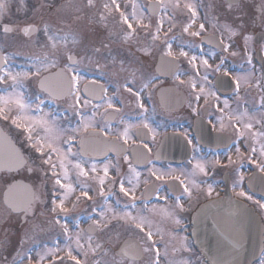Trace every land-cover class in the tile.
I'll use <instances>...</instances> for the list:
<instances>
[{
    "label": "flooded vegetation",
    "instance_id": "1",
    "mask_svg": "<svg viewBox=\"0 0 264 264\" xmlns=\"http://www.w3.org/2000/svg\"><path fill=\"white\" fill-rule=\"evenodd\" d=\"M17 1L11 0L9 6L11 9L0 21V58L3 62L0 69L1 77H6L9 72L12 74L35 72L34 66L37 63L35 58L46 51H52L49 47H42L48 43L43 31L25 35L22 30L26 28V25L43 29L44 25L48 24L51 34L58 38H60L58 33L67 31L68 34L64 40L67 43V50L62 54L55 50L56 57H58L56 67L50 68L48 71L42 70L40 77L31 75L28 78L19 77V86L15 90L11 87L13 82L10 79L0 82V96H5L8 99L11 94L15 99L19 94L24 103L30 106L24 109L25 114L42 116L49 123L54 121L55 127L61 132L58 143L65 151L69 145L64 141L69 135L75 136L71 143L73 153L80 152L81 138L85 141L84 145L89 144L94 147L100 143V149L94 147L98 148V153L89 152L86 149L82 159L88 164L95 163L98 169H102L106 160L111 161L112 165L118 163L120 176L125 180V187L132 186L127 183L131 179L132 183L136 185V191L134 202L130 196L125 197L119 191V177L116 175V169L110 167L104 185L105 195L102 197L99 194V185L90 177L93 175L102 176L103 171L91 173L89 170V177L80 179L87 184L92 199L81 197L77 206L73 208V202L79 196V191H77L66 201L65 206L70 209L69 212L63 213L58 210V215L48 211L41 214L43 206L36 203L32 209L34 214L26 215L23 210L26 205L22 200L28 194L23 188H18L10 194V202L18 205L17 210L13 211L5 203L8 184L27 185L32 188L33 192L39 187V195L50 208L52 181L45 180V172L39 170L41 165V161L37 158L39 154L29 147L28 133L24 132L23 126L17 128L11 123V119H0L1 128L16 144L20 153L34 169H38L33 172H29L26 167L13 171H0V264H36L39 257H33V254L40 253L42 248L45 252L51 248L53 243L66 237L60 225L55 223L57 220L60 224L69 226V233L72 231L80 233L79 243L83 245L84 250H88L90 244L94 248L95 245H100L95 249L97 257L101 258L98 261L99 264H113V261L120 262V264H148L150 260L158 261V264H183L184 261H187L188 264H206L188 237L189 220L192 211L201 202L222 194L224 174L232 195L251 205L264 224V209H261L257 203H264V193H253L246 184L252 172H262L246 157L251 146L260 151L261 146L264 145V136L259 135L261 131H264V128L261 124L256 123L257 120L264 118V102H262L264 87L257 86L256 83L257 80L264 77V68L260 65V61L264 60V54L261 52L264 47V18L258 8V5L264 0H237L239 7L234 6L231 9L229 4L232 1L208 0L202 14L200 13L208 20V28H205L199 36H192L180 30L172 33L166 30L167 34L157 41H153L151 35L147 37L146 42L144 39H140L138 47H145V52L132 50L129 45H120V36L114 35L112 39L104 37V23L107 22L105 19L96 20L99 23L98 26L90 23L89 19H76L75 15L66 20L56 18L24 20L21 17L24 12L17 10L21 7ZM64 1L68 2V0ZM204 18L202 19L203 24L205 23ZM148 22V26L151 27L152 20ZM4 24L9 25L13 30L5 34ZM224 25H229L236 34L231 35L225 31ZM258 32H262L263 35L259 42L254 44V41L259 38L255 36ZM202 35H213V38L210 37L212 45H201ZM245 36L251 38L246 42ZM142 37L145 38L146 35L143 34ZM117 39L118 41H116ZM74 40L75 43H73ZM221 40L224 41V44L229 45L228 52L222 50L223 45L219 43ZM165 41L172 46L171 50L176 58V70L171 77L159 78L154 73L153 66L158 54H164L167 50ZM144 42L145 45L142 44ZM116 47L126 50L114 51ZM245 48L250 56L245 54ZM181 49L189 56L195 55L198 58L197 64H199L200 57L208 59L213 68L223 57V70L229 73L228 76H224L223 72L209 71L208 83L205 87L214 91L219 99L210 97L208 105H205L203 99L199 103L193 101L192 107L197 108L199 115L194 114L189 107L190 87L187 83L180 82H187L189 77L194 76L195 73L188 60L179 56ZM68 51L74 55L77 61H81L73 66L76 71L69 74L80 77L77 87L81 94L82 106L79 109H74L71 106L74 104V97L61 94L59 98H54L42 91L39 83V79L43 75L52 72L55 74L65 69ZM233 51L238 54L231 55ZM129 53L133 58L141 61V66L144 69L139 75L134 74V78L133 72L129 73L127 78L122 77L120 72L122 64H125L126 59L131 57ZM170 64L172 63L170 62ZM112 69L113 72H111ZM203 71L204 69L200 68L201 74ZM247 73L252 74L251 78L248 83L241 81L240 91L237 94L234 78L243 77ZM144 75H147L148 79L155 78L154 84L147 89L143 88V83L146 82L143 80ZM177 75H179V80L176 79ZM196 79L199 80V77ZM127 81H134L130 86L134 91L140 92L139 102L125 90L124 85ZM86 86L87 94L85 95ZM159 88H161V100L157 95ZM7 94L8 96H6ZM105 98L111 99L114 109L107 108ZM84 99H90L91 103L84 105ZM225 100L229 104L227 109L223 104ZM37 104H39L41 112L36 111ZM97 104L101 105L99 109L94 107ZM139 104H143L144 108L141 109ZM205 107L207 111L204 110ZM0 108H3L4 114L9 117L18 114L17 106L12 103V100L0 102ZM218 108L223 109V112L218 111ZM77 111L80 115H77ZM93 112L96 113L93 127L87 131L81 129L75 133L71 132V129L80 127L82 117L92 118ZM105 112L108 113L107 116L104 115ZM229 113L237 115L247 113V115L243 116L242 120L232 122L228 120ZM221 117H223V122L229 124L225 125V131L219 130V118ZM240 121L251 123L252 128L246 130L244 138L238 139L235 130L238 128L242 131ZM31 123V121H23L22 125ZM143 124H147L148 128L143 127ZM128 125L131 127H128L127 142L125 143L122 134ZM35 127L39 135L43 137L42 128ZM208 132L210 136L207 139L203 134ZM252 133H257V135L253 137ZM36 134L33 133L34 138ZM188 140H191L192 143L189 144ZM121 144H124V147H121ZM145 144L148 145L147 148L144 147ZM237 144L245 155L242 160L236 159L235 147ZM157 151L161 155L155 156ZM229 153L232 154L235 161L233 165L229 167L208 166L206 176L197 171L198 175L191 177L200 185L199 188L192 187L189 177L182 174L184 169L191 172L194 170L195 166L190 163L193 156L207 157L210 160L219 157L222 164H227ZM125 155L129 158L128 163L124 161ZM52 159L58 161V156L54 154ZM75 159L73 156H68L65 160L68 181L62 179V182L76 181V170L72 166ZM253 159L258 163L262 158L254 154ZM129 164L140 173L139 178L129 172ZM237 165L240 166L239 173L234 171ZM86 170L88 169L86 168ZM150 170H157L160 173H168L172 170V175L179 176L180 179L175 180L165 176L163 180H157L150 174ZM56 171L61 172L62 169L57 166ZM262 173L264 174V172ZM48 175L50 176V173ZM241 177L239 187H234L235 181ZM146 178L149 181L148 184L144 183ZM111 180H116V183L111 184ZM181 180H184L185 184L189 186L190 196L184 193ZM208 185H212L213 189L210 196L206 194ZM241 190L246 193L243 197L238 195ZM247 196H251L252 199H247ZM177 199H179L182 209L175 207ZM103 206L120 212H130L133 216L140 212L150 223H145L144 232L133 227L130 221L124 220H112L107 229L91 231L92 220L98 219L97 213L103 211ZM93 208L96 209V212L92 211ZM108 216L110 217L111 213H108ZM176 220H179L178 224L175 222ZM149 228L153 236L148 243L152 244L153 248L151 253H144L139 245L142 243L141 237H145ZM122 249L130 252L131 256L138 254V257L134 259L129 257V259L114 255L115 251ZM105 253L109 256L111 254L112 262H104ZM61 254L59 253V255ZM50 259V257H45L43 261H40V264H49ZM90 263L95 264V262H87V264ZM64 264L74 263L64 262Z\"/></svg>",
    "mask_w": 264,
    "mask_h": 264
},
{
    "label": "snow or ice",
    "instance_id": "2",
    "mask_svg": "<svg viewBox=\"0 0 264 264\" xmlns=\"http://www.w3.org/2000/svg\"><path fill=\"white\" fill-rule=\"evenodd\" d=\"M11 0H0V21H2V18L4 15L7 13L9 6H10ZM25 0H19L20 8H18V11L23 10ZM46 5V0H42V3L40 4V8L43 9ZM111 5L115 6V12H119L120 14V19L123 24L127 25V28L129 30H133V24L130 23V20H136V15L135 11L131 14L128 15L125 12L120 11V5L117 3V0H111ZM111 5L105 3L104 8L108 11H112ZM94 0H87L86 7L92 8L94 7ZM239 7V4L237 3V0H232V2L229 4V8L231 9L232 7ZM50 7V5H49ZM136 5L133 4V8L135 9ZM174 9H180L181 5L179 3V0H176V2L172 5ZM183 8L187 10L188 13H190V19L194 22L196 16H197V11L195 5L192 3H186L183 5ZM258 8L261 11V16L264 18V2H262L260 5H258ZM79 10V9H78ZM59 11V10H58ZM103 18V17H102ZM79 19V17H77ZM137 24H140L139 20H136ZM175 25L173 24L172 27ZM149 26L148 25H141L142 29H147ZM191 27V24H186L183 28L184 32H189V28ZM213 27H216V25H213ZM225 31H228L231 35H235L236 32L231 29L229 25H224L223 26ZM205 29V25L201 23L199 25V31H193L190 33L192 36H199L201 32H203ZM13 29L9 27V25L4 24L3 25V31L5 34L11 32ZM171 30V29H170ZM25 35H28L30 33L38 32V31H43L44 35L47 37L48 43L43 45L42 47H49L52 51H46L44 52L41 56L36 57V65L35 67V72H20L16 74H12L11 72L6 74V77H0V82H4L5 79H10L13 83L11 87L13 90H15L16 87L19 86V77H24L28 78L30 75L34 77H40L41 71H48L50 68H54L57 65V59L56 57V48L57 44L59 43L60 38L54 36L51 34V29L48 24H45L43 29L37 28V27H29L25 28L22 30ZM157 32H159V28L156 29ZM132 36V32H126L125 34V39H129ZM251 37L245 36L244 39L247 42ZM153 41L158 39V36L152 35ZM75 43V40L73 41ZM221 45H223L222 50L225 52L229 51V45L224 44V41L221 40L219 42ZM165 44L167 45V50L164 53V55L168 57H173V60L171 63L175 64L176 58L173 56V52L171 50L172 46L171 44H168L167 41H165ZM99 51V49H97ZM262 54H264V47L261 49ZM238 53L233 51L231 55L235 56ZM245 54L250 56V53L248 52L247 48H245ZM179 56L185 57L188 60V63L192 66V68L195 70L194 76L189 77L188 81H180L182 84L187 83L188 86L190 87L191 91L189 95L191 96V99L189 100V107L191 108L192 112L194 114L199 115L197 108L192 107L193 101L196 103H199L201 99L204 100L205 105H208L209 103V98H214L218 100L219 98L217 97L216 93L212 91L211 89H206L205 85L208 83V73L209 71L215 72V73H221L223 72L224 76H228L229 73L226 70H223V64L224 60L223 57L220 58V62L215 65L213 68L210 64L208 59H205L203 57L199 58V64H197L198 58L195 55L189 56V54L183 50L180 51ZM50 57H52L50 59ZM91 60V58H89ZM81 61H77L74 57V55L68 51L67 53V63L65 69L55 73V74H50L49 76L42 77L40 78V88L42 91H45L48 93L49 96H52L54 98H59L61 94H66L69 97H74V104L71 105L74 109H79L81 105V94L79 92V89L77 87V82L80 80V77L78 75H69L70 73H73L76 71V69L73 67L74 65L80 63ZM200 68H203L204 71L201 74ZM251 73H247L243 77H237L234 78V83L236 86V92L237 94L240 91V85L241 81L243 80L245 83H248V81L251 78ZM196 77H199V80L196 79ZM133 78H134V73H133ZM176 79L179 80V75L176 76ZM155 78H149L146 82L143 83V88L147 89L151 85L154 84ZM264 77H261L259 80H257V86L264 87ZM133 81H127L126 84L124 85L125 90L129 93H131L137 102L140 100V92H136L133 90V88L130 86ZM87 94V86L85 89V95ZM106 96V94H105ZM8 100H12V103H14L17 106L18 109V114L13 115L9 117L8 115L4 114V109L0 108V119L8 120L11 119V123L15 125L17 128H21L23 126L24 132L28 133L27 140L29 142V147L34 149L36 153H38V159L41 161L40 169L45 172V180H51L52 181V198H51V207H47V202L42 199V197L39 195V187L36 188V191L33 192L32 188L27 186V185H20L19 183H10L8 184V191L5 193V203L10 206V208L15 211L18 208L17 204H13L10 202L9 197L10 194L15 192L18 188H23L26 193L28 194L27 197L23 198L22 202L26 205L25 208L23 209L25 211L26 215L29 214H34L32 209L33 205L36 203H39L40 205L43 206V210L41 214H43L44 211H48L51 213H56L57 215L59 212L67 213L70 211L65 204L66 201H68L69 197L73 194H75L77 191H79V196L77 197V200L73 202V208L77 206V203L79 202L80 198L83 197L85 199H92V197L89 195L90 189L88 188L87 184L81 180V177H89V170L91 173H98L99 170L103 171V175H93L90 178L94 181L97 182L99 185V194L100 196L105 195V189L104 185L106 182V179L108 178V173H109V168L110 167H115L116 169V175L119 177V191L125 196V197H131L132 201H135V191H136V185L132 183V180L129 179L127 183L129 185H132L130 188L125 187V180L124 177L120 176V168L119 164L117 163L116 165H112L111 161L106 160L102 166V169H98V166L95 163L88 164L87 161L83 160L82 157L84 155L83 150H81L78 153H73L72 152V147L71 143L75 139V136L69 135L67 139L64 141V143H67L69 147L65 151L58 143L60 140V135L61 132L55 127L54 121L52 123H49L48 120H45L42 118V116H30L24 113V109L27 107H30L29 105H26L23 101V99L19 96V94L16 95L15 99H13L12 95L10 94L8 96ZM0 102H6L5 96H0ZM262 102H264V97H262ZM91 103L90 99H84L83 104L88 105ZM105 103L107 105L108 109H114V105L111 101L110 98H105ZM224 108L227 109L229 107L228 101L225 100L223 101ZM96 109H99L101 105L97 104L94 106ZM139 107L141 109L144 108L143 104H139ZM207 111V108L205 107L204 109ZM218 111L223 112V109L218 108ZM9 111H11V108H9ZM36 111L41 112V109L39 107V104L36 105ZM47 115V114H43ZM77 115H80L79 111H77ZM96 113L93 112V117L92 118H83L81 119V125L80 127L76 129H71V132L75 133L83 129L84 131H87L90 127H93V120L95 118ZM105 116L108 115L107 112L104 114ZM247 113H241L239 115L235 113H229L228 115V120L229 121H239L242 120L243 116H246ZM249 119H252L249 117ZM220 120V131H225L226 126L223 122V117L219 118ZM23 121H31V124H26L22 125ZM256 123L261 124L262 128H264V118L261 120H257ZM35 126H40L42 128V131L44 133L43 137L39 135L37 132V128ZM233 127L235 126L234 124L232 125ZM128 127H131V125L126 126L122 136L125 139V143L127 142V135H128ZM143 127L148 128L147 124H143ZM215 128V125L213 126ZM243 128L246 130H251L252 124L251 123H244ZM151 131V129H150ZM236 135L239 138H244L245 132L241 131L240 129H236ZM33 133H37L35 138L33 137ZM257 133H252V136L255 137ZM259 135L264 136V131H261ZM187 139V137H185ZM81 143H83L81 141ZM188 143L191 144L192 141L188 140ZM145 148L148 147V145H144ZM257 152V149L254 146L250 147V150L248 151L247 154V160L250 163H253L256 165V167L264 172V145L261 146L260 151H259V156L262 158L260 161L257 163L256 160L253 159V155ZM58 156V161H54L52 159L53 155ZM235 155L237 160H242L245 158V155L243 152H241V147L239 144L236 145L235 147ZM68 156H73L75 157V163L72 165L73 168L76 170V181L75 182H62L63 181H68V171L66 168L65 160L67 159ZM124 161L125 163L129 162V158L127 155L124 156ZM227 164H222L221 159L219 157L214 158L213 160L210 161H202V162H197L195 165L194 170L191 173H182L186 177H189L190 183L192 187L199 188L200 185L194 180L191 179V177H195L197 171L199 173L204 174L205 176L208 174L207 172V167H229L235 163L233 160V156L231 153L227 155ZM151 163V161H149ZM5 165H7V170L12 171L15 168H27L29 172L37 171L38 169H34L31 164H29L28 160L24 158V156L17 152L13 151L10 153L7 158L0 157V168H3ZM43 166H47L46 168ZM59 166L60 169H62L61 172H57L56 168ZM86 168L88 170H86ZM240 166L237 165L236 168H234V171L239 173ZM129 172L133 173L137 178H139L140 173L136 171L135 168L129 164ZM50 173V176L48 175ZM150 174L152 176H155L157 180H163L165 176H169L171 179L179 180V176H174L172 175V170H170L168 173H160L157 170H150ZM14 179V178H13ZM240 179L235 181L234 187H239L240 184ZM148 179L146 178L144 180L145 184H148ZM7 183V181H5ZM111 184L116 183V180H111ZM181 186H183L184 193L188 194L189 196L191 195L190 188L187 184H185L184 180L180 181ZM158 191V189H157ZM212 185H208L206 189V194L211 195L212 194ZM239 196L243 197L246 195V193L241 190L238 193ZM247 199L251 200V196H247ZM259 204V207L261 209H264V203L257 202ZM127 207V205H126ZM175 207L181 208L182 205L180 204L179 199H177L175 203ZM59 210V212H58ZM93 212H96V209L93 208ZM108 213H111V216H108ZM98 219H93L92 225L90 226L91 231H95L97 229L104 230L107 229L109 224L111 223L112 220H124L126 222L130 221L132 223V226L135 227L136 229H139L141 232H144V225L145 223H150L146 220V217L137 213V215L133 216L130 212H120L115 209H112L107 206H103V211L97 213ZM177 224L179 223V220L175 221ZM56 224L60 225L62 228L64 234L66 236L69 235V226L67 224H60L59 220L55 221ZM152 231L149 230L145 233V237H141V244L139 247L144 253H151L153 245L149 244L148 241L152 240ZM79 238H80V233H76V243H77V249L79 250L76 255L73 254V250L71 247L66 246L64 249H60L59 247L55 249H47L42 255L40 253L37 254L39 259L37 260L36 264H40V261H43L45 257H50V262L49 264H64V258H61L57 255L59 251H64L66 253V259L74 262V264H87V261H81L80 259L77 258L79 254H82L87 257L88 251L94 252L96 248H99L100 245H95V248L90 244L88 251H83V245L79 243ZM71 239V237H69ZM89 240H91V237H89ZM107 253H105L106 255ZM122 255L127 256V252H122ZM157 255L159 253L157 252ZM95 264H99V262H95ZM113 264H120V262L113 261ZM148 264H158V261H149ZM183 264H188L187 261H184ZM261 264H264V261L261 262Z\"/></svg>",
    "mask_w": 264,
    "mask_h": 264
},
{
    "label": "rangeland",
    "instance_id": "3",
    "mask_svg": "<svg viewBox=\"0 0 264 264\" xmlns=\"http://www.w3.org/2000/svg\"><path fill=\"white\" fill-rule=\"evenodd\" d=\"M161 3L162 12L160 15H158L156 18V22H153V25L156 27H153L151 34L160 36L163 35V32L161 30H181L183 31V28L186 24H191V29H195V31H199V25L202 23V19L204 18L202 14V10L206 7L208 0H179V3L181 5L180 9H174L172 5L176 2V0H159ZM19 3V0L17 1ZM147 0H117V3L120 5V11L125 12L128 15H131L135 11L136 20L140 21V24L136 23V20H130L129 22L132 24L141 25L143 22H145V19L147 16H145L143 12V7L145 6ZM42 3V0H25L24 3V10H21V12H24L23 16H21L24 20H32L37 18H43V19H60V20H66L68 18H71L72 15H75L79 17V19H89L90 23L94 24L95 26H98V22L96 21L98 19V13H101L105 15V18L107 19V22H105V30H104V36H106L108 39H112L114 35L116 36H122L120 39L124 42L122 45L126 46L127 41L130 44V46L134 49L142 50L143 52L146 50L145 47L139 48L138 40L140 39V36L142 33L140 31V28L133 27V30H128L125 26V29L123 28V23L120 19L119 12H115V6L111 5V0H94L95 6L92 8L86 7L87 0H68V2H65L64 0H46V5L43 9L40 8V4ZM107 3L111 5L112 11H108L104 8V4ZM186 3H192L196 7L197 16L194 20V22L190 19V13L187 12L186 9L183 8V5ZM133 4L136 5L135 9L133 8ZM50 5V7H49ZM125 6V11H124ZM11 8L9 7L8 11ZM79 9V10H78ZM59 10V11H58ZM201 13V14H200ZM82 14V15H79ZM77 19V18H76ZM205 20V28H208V20L206 17ZM146 24V23H144ZM175 25L172 27V25ZM177 24L182 26H177ZM170 25V26H169ZM167 26L168 29H167ZM125 30L122 32V28ZM159 28V32L156 31V29ZM163 30V31H164ZM132 32V36L135 35L134 33L138 34L136 38H133L132 36L129 39H125L126 32ZM106 32V33H105ZM184 32V31H183ZM193 31L187 32V34H190ZM186 33V32H185ZM67 31H62L58 33L60 35V40H63L62 42H59L57 44L56 51L60 52L61 54L67 50V43L64 41L67 36ZM140 34V35H139ZM147 37L149 35L147 34ZM59 40V41H60ZM146 42V39H145ZM142 43L145 45L146 43ZM124 49V48H123ZM121 49V50H123ZM119 47H116L114 51L122 52ZM126 50V49H124ZM182 50V49H181ZM184 51V50H183ZM180 52V51H179ZM185 60H187L184 57ZM125 64H122V67H120V72L122 73V77H129V73H134L135 75H139L140 72H143L144 69L142 68L141 61L137 58H133L132 54L130 59L127 58ZM114 70L112 69L111 72ZM134 82V81H133ZM8 96V94L6 95ZM6 98V97H5ZM6 102H8V99L6 98ZM240 125L242 127V131L246 134V129L243 128V124L246 122L240 121ZM225 125H229L226 122H224ZM250 141L249 139H247ZM255 156H259V151L255 153ZM202 161H210L207 157H201L193 156L190 163H192L194 166L197 162ZM191 172L188 169H184V173ZM198 175V174H196ZM192 179V178H191ZM140 214V212H138ZM137 215V213L135 214ZM93 221V220H92ZM76 233L77 231H72L69 233L68 236L64 237L65 239H61L59 242L53 243L51 246V249H55L59 247L60 249H64L66 246L71 247L73 250V254L76 255L79 251L77 249V243H76ZM71 237V239H69ZM80 239V238H79ZM83 251L84 250L83 248ZM44 253L43 248L40 250V254ZM58 253H62V258H64V262H72L70 260L66 259V253L64 251H59ZM38 254V253H37ZM37 254H33V257L38 258ZM78 259L81 261H87L89 262H97L100 261L101 258L97 257L96 251L88 252V258L85 257L82 254H79L77 256ZM264 261V255L262 256L261 260L257 264H261V262ZM50 262V261H49ZM104 262H112V257L106 254Z\"/></svg>",
    "mask_w": 264,
    "mask_h": 264
},
{
    "label": "water",
    "instance_id": "4",
    "mask_svg": "<svg viewBox=\"0 0 264 264\" xmlns=\"http://www.w3.org/2000/svg\"><path fill=\"white\" fill-rule=\"evenodd\" d=\"M153 5L149 4L151 8ZM162 66L159 59L155 70L160 75H163ZM13 151L19 152L0 129V157L7 158ZM192 225L195 243L209 264H248L262 250L263 226L257 214L226 193L222 198L203 203L193 214Z\"/></svg>",
    "mask_w": 264,
    "mask_h": 264
}]
</instances>
